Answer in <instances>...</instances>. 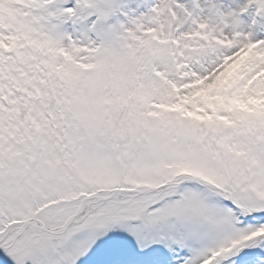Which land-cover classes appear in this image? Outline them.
<instances>
[{
	"label": "snow or ice",
	"instance_id": "6c2138e0",
	"mask_svg": "<svg viewBox=\"0 0 264 264\" xmlns=\"http://www.w3.org/2000/svg\"><path fill=\"white\" fill-rule=\"evenodd\" d=\"M0 264H264V0H0Z\"/></svg>",
	"mask_w": 264,
	"mask_h": 264
}]
</instances>
